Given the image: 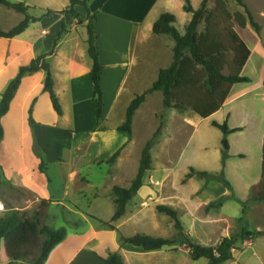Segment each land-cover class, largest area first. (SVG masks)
Wrapping results in <instances>:
<instances>
[{
    "label": "crops",
    "instance_id": "0c3cea01",
    "mask_svg": "<svg viewBox=\"0 0 264 264\" xmlns=\"http://www.w3.org/2000/svg\"><path fill=\"white\" fill-rule=\"evenodd\" d=\"M9 1L30 7L29 15L40 18V21L31 23L25 32L14 38H0V100L21 67L45 56L52 71L55 81L54 90L62 106L63 115H58L50 95L44 90L46 79L44 71L24 77L8 114L2 119L5 136L0 142V171L3 182L8 183L16 192L24 191L34 195L39 202L48 201L49 209L58 206L59 213L52 216L63 217L64 222L79 224L75 225L73 230H67L66 239L54 248L45 264H106L103 260L111 253L119 254L125 264H193L190 250L179 243L147 251L142 247L120 242L121 235L132 237L136 234H145L170 240L179 236L173 220L165 214L156 212L159 205L169 206L178 212L177 208L172 204L150 202L148 199L152 190L147 189L145 185L128 204L126 214L112 223L115 230L103 225L111 222L115 213L113 206L110 210L112 212L110 218L107 220L89 209L94 199L106 198L105 194H101L102 190L97 188L94 190L93 185L91 186L90 168L112 159L120 151L113 168L119 172L123 171L129 182L127 183L126 180V183L120 185L119 175L105 173L112 177V182L109 183L110 189L108 191L105 189L108 184L103 187V191L106 190V193L110 194L115 186L130 187L138 173L141 156L136 162L133 155L136 147L134 139L136 124L138 118L145 116L150 112L148 110L150 106L158 102L154 97L160 92L149 95L136 112L132 135L120 132L118 128L124 123L127 108L133 99L151 88L157 81L160 71L172 63L166 62L164 66L163 55L157 54L158 48L168 49V45L165 47V39L168 40V36L155 35L153 27L162 14L171 13L176 16V24L180 23L185 30L192 19V14L184 11V0L92 1L91 12L98 14L95 23V31L98 35L96 45L100 52V61L104 66L102 81L104 112L99 121L95 115L96 104L92 100L93 64L88 53L86 28L88 14L85 8L76 6L75 11L79 15V19H76L73 15L67 17L62 13L70 6V0ZM190 1L192 6L198 9L204 0ZM48 10L54 13L46 17ZM8 13L10 12L0 8V14L5 16V19L10 16ZM11 13L18 15L17 23L8 26L1 19L0 26L5 32L25 19V15L21 13ZM64 23L66 31L59 38ZM260 26V32L247 23L236 28V34L249 52V59L242 69L241 76L250 78L251 82L234 85L223 107L213 115L228 108L230 113L225 120L228 121L231 130H238L229 136L230 159L233 157V139L236 134L241 135L245 142L254 143V156L261 166V177L257 185L262 179L264 150V25ZM150 49H154L152 55L147 53ZM107 90L110 92L109 97L106 94ZM124 96H130L125 108L122 106L124 103L121 102V100L124 102ZM31 109L33 125L30 124ZM168 110L171 113L166 117L162 134L152 150V157L160 160L155 165L156 174L166 176L171 173L173 169H168L167 162L173 163L177 158L182 164L184 173L191 168L212 172L206 169L203 161L209 155L211 147L208 139L210 130L201 128L203 122H192L187 116L185 118L184 113L187 111ZM153 118H156L155 114L150 113L149 117H144L143 122H148L149 119L152 121ZM215 136L220 140V144L216 142L214 145V155L220 161L217 170L220 171L222 133L219 136L216 132ZM58 140L64 142L69 140L73 150L67 152L56 150L54 143ZM35 143L40 147L44 159L43 172L40 170L41 160L34 152ZM87 143L89 149L87 147L84 151ZM5 150H9V153L4 154ZM103 152H109L110 155L103 157L101 155ZM66 153L72 160L69 172L49 174L50 166L53 163L62 164L67 157ZM237 154H243L244 159H247L244 152H238L236 156ZM230 159L226 164L227 172L231 167ZM238 172H241V168ZM57 177L60 181L65 179L67 182L63 196L53 192L56 190L52 187L53 182ZM155 189L158 191L159 188ZM106 199L113 202L112 197ZM85 201L87 203L84 206ZM49 209L46 222L51 217ZM179 217L186 230L185 235L204 246H210L213 241L220 240V236H226L230 227L228 224L234 221L223 212L208 219L198 218L190 208L182 211ZM162 222L169 224V231H162L160 224ZM203 222L207 223L203 224ZM197 223L203 225L199 226ZM80 225H83V228ZM21 228L23 231L22 226ZM195 229L201 230L202 233L197 234ZM34 239L38 245L35 246L32 242L23 251L27 254L34 245L36 251L33 258H37L45 238L38 235ZM233 256L234 259L225 264H241L237 254ZM11 260L13 259L0 264L15 262ZM206 260L202 258L199 261L209 264L208 260L207 263L205 262Z\"/></svg>",
    "mask_w": 264,
    "mask_h": 264
},
{
    "label": "trees",
    "instance_id": "16d2710c",
    "mask_svg": "<svg viewBox=\"0 0 264 264\" xmlns=\"http://www.w3.org/2000/svg\"><path fill=\"white\" fill-rule=\"evenodd\" d=\"M94 0H70V6L62 13L67 17L73 15L79 19L76 13V6H82L87 11L86 28L88 31V53L92 60V81L93 93L92 100L96 104L95 115L99 121L104 112V92L102 87L104 66L100 61V52L96 45L98 35L95 31V23L98 19L97 13H92L90 4ZM239 6L245 9L249 24L260 32L261 26L254 20L244 0H234ZM184 11L192 14V19L185 27V33L181 34L176 24V16L171 13H164L154 24L153 33L155 35H165L174 41L173 60L169 67L162 69L157 81L151 88L143 94L136 96L127 108L124 123L118 128V131L133 134V120L138 109L145 103L147 97L155 92H160L163 97V106L165 109H174L180 112L193 111L198 116L206 119L212 117L218 112L226 102L230 90L238 83H250L251 79L241 76L242 69L249 59V52L235 31H233L223 19L218 10L208 7L209 0H204L198 9L192 6L190 0H184ZM0 5L13 9L18 13L25 15V19L16 27L8 32L3 31L0 26V38H14L29 27L31 23L40 21V18L32 17L27 7L23 3H13L9 0H0ZM54 12L48 10L46 17ZM200 27L202 29L200 30ZM65 23L60 34L65 33ZM58 41V40H57ZM56 41V43H57ZM230 70L229 74H225ZM39 71L46 73L44 90L50 95L53 107L59 116L63 115L62 106L55 93V81L52 75L50 65L46 62V57L41 56L34 59L30 64L20 68L18 75L7 86L0 100V142L4 139L5 131L2 119L9 110L10 105L22 83L24 77L32 75ZM30 111V124H34ZM212 127L222 133L221 139V165L219 174H210L208 172L198 173L191 168L188 177L194 175L208 177L211 181L222 183L227 189H231V183L225 177L226 164L230 155L229 136L238 130H231L228 121L223 123L217 121L211 122ZM163 124L156 130L152 138L146 143L142 150L138 173L132 181L130 187L124 188L115 186L112 189V200L115 205V213L110 223H103L106 228L115 230L112 223L121 219L127 210V206L132 201L141 188L144 186L146 174L152 168V150L158 143L162 134ZM34 152L40 158V170L44 171V159L41 149L37 143L34 145ZM118 151L108 163H114L119 157ZM259 200L264 201V150L262 164V179L259 184ZM50 203L42 200L39 210L32 219H29L25 213L11 211L0 218V240L10 231L18 226L23 227V238L20 249H26L32 242L35 244L38 235L45 238L40 255L31 262H10L8 264H45L54 250L67 237V229H54L47 225L46 217ZM160 214L169 216L178 230V238L174 240L163 237H153L145 234H136L132 237L120 236V242L142 247L147 251L162 249L167 246L179 243L190 250V257L193 261L206 258L209 264H225L234 259L233 252L239 250L236 244L239 240L247 242L253 237V233L246 228H242L239 235L224 238L216 247L203 246L196 243L185 235L183 224L179 214L173 208L166 205L157 206ZM242 214H246V207H243ZM244 219L240 218L239 223ZM106 264H125L122 257L117 254H109L103 260Z\"/></svg>",
    "mask_w": 264,
    "mask_h": 264
},
{
    "label": "rangeland",
    "instance_id": "374dc122",
    "mask_svg": "<svg viewBox=\"0 0 264 264\" xmlns=\"http://www.w3.org/2000/svg\"><path fill=\"white\" fill-rule=\"evenodd\" d=\"M244 3L249 8L252 13L254 20L259 25H264V0H244ZM208 7L210 9L218 10L227 26H229L233 31L236 32V28L241 27L244 23L249 24L248 17L245 13V9L239 6L234 0H209ZM0 8H4L6 12H10V16L5 19V16L0 14V20L5 21V25L11 26L17 23L18 15H14L16 12L13 9H9L5 6L0 5ZM182 21V20H181ZM178 30L183 34L184 28L180 23L175 24ZM202 27H200V30ZM165 36V35H164ZM163 38V37H162ZM166 38V37H165ZM171 40V41H169ZM168 45V49H156L157 54L163 55V65H166V62H172L173 60V48L174 41L168 37L165 39V47ZM154 50V49H153ZM153 50L147 51L148 55H152ZM230 70H226L225 74H229ZM106 94L108 97L110 96L109 90H107ZM130 96H124V102L121 100L122 106L125 108V105ZM154 100L158 101L157 103H153L148 109L150 112H147L145 116L149 117L150 113L155 114V119L152 121L149 119L148 122H143L144 117L138 118V122L136 124V132H135V144L136 147L133 151L134 158L136 162L141 156V151L143 146L147 141H149L156 130L163 124L166 120V117L170 115L171 111L165 109L162 102V94L160 93L157 97H154ZM159 101H161L159 103ZM147 107L145 108V110ZM230 111L228 108L223 109L220 113L213 117L202 118L195 114L193 111H187L184 113L185 118H189L192 122H203L201 124V128H208L209 132V142H210V150L209 155L203 159L204 165L207 167L206 169L212 171L210 174H219L220 171L217 170L220 166V161L214 155V145L217 142L220 144L219 137L215 136L216 132L220 136V131L216 130L212 127V121H220L224 122L226 117L229 115ZM187 116V117H186ZM81 136V135H80ZM241 135L236 134L234 136V150L233 157L230 159V168L229 172L225 169V177L231 183V189H227L222 183L218 181H211L208 177L194 175L192 177H188L190 170L187 173H184L181 167V163L177 158L173 163L168 161L167 164L169 166L168 169L172 168V172L166 174V176L156 174L155 165L156 162H160L157 158L152 157V168L146 174L144 179V185L147 189L151 191V197L148 199L150 202L155 204H172L178 210L179 216L182 211L187 210L188 208L192 209L193 214L198 218L208 219L213 215H219L223 212L229 218L234 219V221L228 224L229 230L226 233V236H220V240L213 241L210 246L216 247L220 244V242L226 237H233L239 235L242 232V228H246L251 231L254 235L250 241L244 242L239 240L236 244L239 250L234 251L233 254H237L238 260L241 264H264V201L259 200L260 187L257 185V181L261 177V166L256 161L254 156V143L245 142L240 137ZM81 137H88L87 135H82ZM90 144V142H89ZM87 143L84 147V151L87 150L89 146ZM56 150H73L71 147V143L68 140L67 142L58 140L57 143H54ZM89 149V147H88ZM238 152H244L247 155V159L245 160V156L243 154H237ZM9 153V150H5L4 154ZM67 157L63 161L62 164L53 163L50 166L49 174L51 173H68L71 168L72 160L68 158L67 153L65 154ZM103 157H108L109 152H103L101 154ZM230 156V155H229ZM118 160V158H117ZM116 160V161H117ZM109 161L102 163L100 162L97 166L90 168L91 174V186L93 185V189L97 188L98 190H102L101 194H105L107 197H112L109 192L106 193V190L103 191V187L112 182V177H109L105 173H111L112 175H119L120 177V185L129 182L125 173L119 172L113 168L114 163H107ZM241 168V172L238 170ZM196 170V169H195ZM243 170V172H242ZM246 170V171H244ZM198 173L207 172V170H196ZM217 171V172H216ZM251 172V173H250ZM52 179H54L53 175ZM85 178L83 179V182ZM119 181V180H117ZM66 180L63 181L57 177L53 182V189H56L54 194L63 196L65 192ZM89 185V187H91ZM88 187V188H89ZM111 184L105 186V189H110ZM156 187L158 191H156ZM91 191V188L89 189ZM92 194V193H90ZM104 198H100L92 201V205H90L89 209L100 215L104 219H109L111 215V207L115 208L113 202ZM113 201V200H112ZM0 202L3 204L5 208V212L0 213V218L6 214H9L11 211H18L21 213H25V215L32 219L35 216V213L39 210L40 203L37 198L24 191H14L10 188L8 183L3 182L2 173L0 171ZM86 201L84 202V206L86 205ZM83 206V207H84ZM224 208L222 209V207ZM246 207V214L243 215V207ZM23 210V212H22ZM60 208L52 207L49 209V213L51 217L46 222L48 226L54 229L66 228L68 231L73 230L75 225H79L76 223H68L64 222L63 217H54L53 214H58ZM157 213H159L156 210ZM211 216V217H210ZM68 219L67 217H64ZM168 218H170L168 216ZM243 218L244 222L239 223V219ZM171 219V218H170ZM172 220V219H171ZM200 222V221H198ZM207 222H203L205 224ZM162 231H169V224L162 222ZM202 223H197V225H203ZM83 228V225H80ZM185 233L186 230L184 229ZM197 234H201V230H196ZM206 235V233H205ZM209 235V234H208ZM21 236L23 238V231L21 226H18L15 230L10 232L5 238L0 240V263H5L10 261L15 262H31L30 260H34V253L36 251V247L38 243L33 245V249L27 252V254L23 253L20 249V241H22ZM197 243V241H195ZM256 243V245H255ZM181 245V244H180ZM204 246V245H203ZM15 259V260H14ZM25 259V260H24ZM207 263V260L205 261ZM193 264H203L201 261H193Z\"/></svg>",
    "mask_w": 264,
    "mask_h": 264
},
{
    "label": "built area",
    "instance_id": "2783aa9c",
    "mask_svg": "<svg viewBox=\"0 0 264 264\" xmlns=\"http://www.w3.org/2000/svg\"><path fill=\"white\" fill-rule=\"evenodd\" d=\"M1 212H5V208H4L3 204L0 202V213Z\"/></svg>",
    "mask_w": 264,
    "mask_h": 264
}]
</instances>
